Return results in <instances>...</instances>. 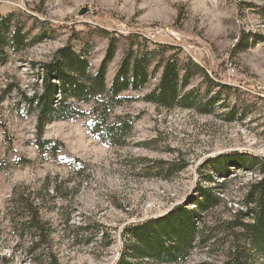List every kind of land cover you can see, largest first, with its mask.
Returning <instances> with one entry per match:
<instances>
[{"label":"rangeland","instance_id":"obj_1","mask_svg":"<svg viewBox=\"0 0 264 264\" xmlns=\"http://www.w3.org/2000/svg\"><path fill=\"white\" fill-rule=\"evenodd\" d=\"M10 12L31 25L45 21L49 37L10 50L0 66V264H116L126 227L165 217L177 206L195 209L202 188L220 198L196 218L216 228L214 238L177 264L224 260L235 215L247 210L245 194L259 174L231 165L219 175L204 164L226 152L264 156V98L254 88L264 87V0H0V14ZM111 36L117 52L108 85L131 43L137 50L166 44L216 81L239 88L252 112L230 121L221 102L212 114L160 107L145 99L159 84V71L145 88L124 92L128 99L112 109L110 121L132 120L127 143L92 134L95 103L80 102L84 115L46 126L43 138L59 142L56 152L40 151L36 112L24 97L40 93L42 64L69 45L87 50L96 70ZM25 202L38 208L43 239L31 229Z\"/></svg>","mask_w":264,"mask_h":264},{"label":"trees","instance_id":"obj_2","mask_svg":"<svg viewBox=\"0 0 264 264\" xmlns=\"http://www.w3.org/2000/svg\"><path fill=\"white\" fill-rule=\"evenodd\" d=\"M21 17L16 12L0 14V66L9 61L10 50L21 51L49 37L45 21L31 25ZM37 29L38 32L34 34ZM115 40L111 36L106 55L96 70L90 63L87 50L76 51L69 45L58 49L51 61L42 64L40 93L30 98L24 97L31 110L36 112V141L40 151L45 152L50 148L56 152L59 142L43 138L46 126L57 119L84 115L85 112L79 110L77 105L80 102L95 103L91 110L93 121L88 126L92 134L110 144L127 143L132 120L122 117L117 122L110 121L112 109L128 99L122 95L124 92L145 88L159 71V84L145 99L160 107L212 114L221 102L219 105L229 109L230 121L239 116L244 119L252 112V105L239 88L216 81L203 65L190 57L181 58L179 51L170 52L176 48L166 44L137 50L131 43L108 85V67L117 52ZM197 78L201 81L193 85ZM58 91L62 94L60 99L57 97ZM231 97L234 102H231ZM204 165L219 175L227 174L231 165L259 174V179L249 185L245 194L247 210L235 215L230 229L234 240L225 259L219 264H253L256 257L264 259V156L226 152L220 157L209 158ZM206 178L211 179L209 175ZM219 203L218 196L202 188L195 199V209L177 206L165 217L129 225L123 231L125 242L116 264H177L185 261L197 244H205L214 238L216 228H208L204 221L198 225L196 218L201 219V213H206ZM24 206L31 229L43 239L46 225L40 218L38 208L28 202ZM51 264L58 263L52 259Z\"/></svg>","mask_w":264,"mask_h":264},{"label":"built area","instance_id":"obj_3","mask_svg":"<svg viewBox=\"0 0 264 264\" xmlns=\"http://www.w3.org/2000/svg\"><path fill=\"white\" fill-rule=\"evenodd\" d=\"M258 92L262 93V98H264V87H254Z\"/></svg>","mask_w":264,"mask_h":264},{"label":"water","instance_id":"obj_4","mask_svg":"<svg viewBox=\"0 0 264 264\" xmlns=\"http://www.w3.org/2000/svg\"><path fill=\"white\" fill-rule=\"evenodd\" d=\"M86 12V9L81 10V14H84Z\"/></svg>","mask_w":264,"mask_h":264}]
</instances>
